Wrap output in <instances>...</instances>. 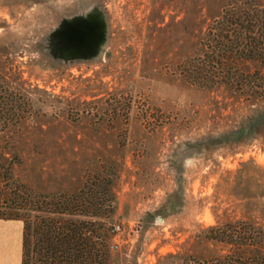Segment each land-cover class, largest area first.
<instances>
[{"label": "rangeland", "instance_id": "rangeland-1", "mask_svg": "<svg viewBox=\"0 0 264 264\" xmlns=\"http://www.w3.org/2000/svg\"><path fill=\"white\" fill-rule=\"evenodd\" d=\"M237 1L264 11V0ZM227 3L0 0V103H15L0 152L14 161L11 180L113 200L108 264L239 263L252 251L211 239L216 226L264 230V138L221 142L233 137L225 92L177 71Z\"/></svg>", "mask_w": 264, "mask_h": 264}, {"label": "trees", "instance_id": "trees-1", "mask_svg": "<svg viewBox=\"0 0 264 264\" xmlns=\"http://www.w3.org/2000/svg\"><path fill=\"white\" fill-rule=\"evenodd\" d=\"M263 12L229 0L177 67L178 75L192 87L225 92L222 108H228L227 117L234 122L233 137L221 138V142L232 146L264 138V29L259 27L257 32V25L250 23L264 20ZM12 110L15 103H0V133L9 126ZM1 140L0 135V148L6 150L2 146H8V141L1 144ZM13 162L0 152V218L22 223L20 264H108L115 233L110 223L113 200L93 197L91 190L82 188L50 196L32 192L11 180ZM216 229L211 239L252 253L237 255L239 263L236 258L215 264H264L261 227L242 222L217 225ZM189 264L204 261L189 257Z\"/></svg>", "mask_w": 264, "mask_h": 264}, {"label": "crops", "instance_id": "crops-1", "mask_svg": "<svg viewBox=\"0 0 264 264\" xmlns=\"http://www.w3.org/2000/svg\"><path fill=\"white\" fill-rule=\"evenodd\" d=\"M21 227L19 219L0 218V264H20Z\"/></svg>", "mask_w": 264, "mask_h": 264}, {"label": "built area", "instance_id": "built-area-1", "mask_svg": "<svg viewBox=\"0 0 264 264\" xmlns=\"http://www.w3.org/2000/svg\"><path fill=\"white\" fill-rule=\"evenodd\" d=\"M113 229H114V230L117 229V226H115V227L113 226Z\"/></svg>", "mask_w": 264, "mask_h": 264}]
</instances>
